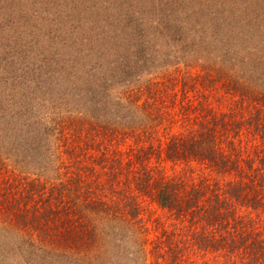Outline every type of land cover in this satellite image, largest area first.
<instances>
[{
	"label": "rangeland",
	"instance_id": "obj_1",
	"mask_svg": "<svg viewBox=\"0 0 264 264\" xmlns=\"http://www.w3.org/2000/svg\"><path fill=\"white\" fill-rule=\"evenodd\" d=\"M82 1L0 0V18L4 17V20L0 19V30L3 31V36L9 35L8 41L6 37L0 40V47L13 42L16 28H21L19 31L21 42L30 39L28 34L37 29L35 26H39L38 28L44 26V29L48 27L47 30L54 31L59 35L58 39L53 38L54 41L45 35H38L36 37L37 47L33 44L21 48L19 50L23 51L20 55L10 54L8 57H4L5 60L0 48V132L7 131V125L10 126L8 132L10 137L0 136V151L5 152V155L0 159V192H3L9 181L14 180L15 182L20 174H27L25 178L27 180L35 178L43 180V183L55 184L66 181L68 174L73 171L75 175L82 173L90 187L100 188L107 194L114 192V199L119 200L122 197L120 194L128 193L129 197L134 198L140 207L141 223H136L133 226L135 231L131 229L129 233H123L115 230L116 232L105 235L106 241L103 244L107 250L105 257L102 256L100 261L90 260L87 264H264V260L252 257L253 246L248 244L255 237L264 240V164L262 165L260 162V157L264 154V128L261 126L257 129L255 123H248L246 118L250 116V110L243 108L238 102L240 92L231 93L225 84L226 79L216 76L213 66L216 62L205 59L210 60L211 58L206 57L203 40L197 41V45L199 43L201 46L198 48L186 43V34L189 33V31H185L187 25L186 29L184 25L181 28L183 36L180 40H177V35L175 37L176 32L170 31V27H166L172 12L178 17L185 14V8L182 7L183 0L176 3L177 8L174 11L171 10L172 12L166 10L169 9L168 5L163 4L170 0H131L138 13L137 15L134 12L132 15H136L137 20L142 19L138 31H144L145 35L136 39L139 43L147 42L142 47L145 52L141 56L138 55V64L134 67L133 74L123 73L118 80V88H110L119 90V95L123 98V101L119 99L122 101L119 103L121 107L118 106L115 99L118 93H97L100 99L102 97L106 99L107 110L105 109V111L114 113V115H105L104 119L107 117L109 119L111 115L113 123L133 121L137 124V121L140 122L142 117L148 115L152 119L148 120V126L144 125V127L141 124L135 133H129V136L127 134L126 139L121 130L108 133L106 141L105 136L101 135L103 141L95 147L92 142H90L91 144L84 143V140L80 141V139L78 142L66 119L65 129L58 134V138H55L57 131H54L47 140L40 142L39 145H33L31 139L25 133L20 132L19 126L16 125L18 128L12 130L14 125L9 124L7 119L3 120L6 113L3 104L9 103V101L15 102L19 100L20 96L24 97L29 94L9 93V90L5 93L6 90L2 89V79L5 76L11 79L15 73L19 76V73L22 72L30 77L23 86L24 91L30 84H34L32 88L38 89L31 98L37 103L33 106L35 108L33 110L37 113L38 111L43 112L44 117H48L49 109L47 110V107L51 108L52 105L60 103H65L64 106L69 108L67 105L69 95L74 98L77 94L70 93L73 88L65 90L70 82L65 81L62 88H60V84H52L51 80L40 82L37 80V75L30 72L26 65L37 61L35 59L38 58L36 54L38 47L46 54L54 50L58 55L61 51L56 45H60L59 41L65 30L71 29L73 18L80 20V25L85 27L86 32L88 29L94 28L93 35L98 31L97 24L92 22L90 25L89 20H100L95 11V4L97 7L99 4L96 0ZM131 1H128L123 6L124 8L119 6L112 8L108 5L109 10L104 12L101 10L105 8L99 7L102 8L99 10L100 14L103 16L102 18H106V15L115 13L116 21L125 23L126 20L121 18V14L127 8L133 12L129 6ZM194 3L189 0L188 7ZM82 4L85 5L83 12ZM91 6L93 8H90ZM44 7L52 9V11L55 9L52 25L40 23L38 12L42 15ZM65 13L66 18H63ZM69 14L74 17L71 19ZM147 18L150 19L147 20ZM59 20L60 23H58ZM11 22L14 24V29ZM65 22L68 24H64ZM187 22L191 24L188 19ZM21 36L24 37L22 40ZM224 41L225 43L222 45L217 44L218 41L213 38L209 39L210 51L214 53L217 51V47L222 53L232 51L228 44L230 41L228 39ZM130 43L128 38L123 37L116 45L120 47L122 53L127 47L132 46ZM137 49L140 51L139 47ZM199 49L201 50L199 51ZM4 62H12L11 76L9 70L7 68L5 70L2 66ZM50 64L42 67L40 73L44 74L45 69L50 71ZM207 71L213 74L212 77L214 76L211 83L204 77ZM46 75L49 73L47 72ZM147 87L152 90L149 91ZM110 91L115 92L114 90ZM154 93L162 98L158 103L161 112H163L160 117L154 118V112H149L150 115L146 114L145 108L130 107L133 103L131 101L143 105L144 102L152 99ZM60 106L62 107V105ZM205 106L208 109L212 107V112L217 113V116L221 112H233L229 116L227 128L220 127L217 132V139L222 142L226 152L229 150L228 153L232 152L228 142L229 140L234 141L233 145L240 155V171L231 169L227 173H221L209 161L198 157L175 160L167 158V143L172 136L187 134L193 128L196 131L204 124L205 114L209 113ZM66 108L62 109V115H67ZM263 123L264 119L261 124ZM88 130V126H86L83 133L85 134ZM13 132L15 133L13 134ZM136 135L141 136L140 142L135 138ZM137 142L140 143V146H144L141 150L137 149ZM150 146H152L150 149L152 154L147 165L152 172L153 179L165 177L179 182L185 191L197 190L199 202L195 206L196 209L191 208L196 210L193 215L189 212L187 215H180L175 210L161 207L155 197V188L142 190L136 184L141 167L140 160L134 155L137 150H149ZM107 147L109 151L102 152ZM133 148L134 150H132ZM116 150H118V154ZM17 152L20 153L16 155ZM234 156L235 154L232 157L234 158ZM130 157L133 162L128 163ZM119 159L122 160L120 166ZM118 167L123 168V171L118 173V178L115 176L114 178L113 171L119 169ZM130 167L133 170H130L132 169ZM13 170L16 171V174L13 173ZM16 175L18 176L16 177ZM242 177L247 182L246 191H248L243 201L230 197L226 192L229 182H237ZM7 178H9L8 182H6ZM218 193L221 195L219 200L223 203H216ZM109 201L113 202V200ZM206 217L212 220L209 221ZM1 218L6 220L3 216ZM15 230L9 231L7 234L4 232V235L0 233L3 241L0 247L11 251L12 257H15L16 250L20 249L17 246L22 245L28 239L27 234L23 231H17V228ZM106 231L104 233H107ZM222 234H228L235 241L233 250L220 248L211 242V238H220ZM20 251L22 250L20 249ZM175 253L176 256L173 255ZM18 258H20L19 264H33V258L27 252L21 253Z\"/></svg>",
	"mask_w": 264,
	"mask_h": 264
},
{
	"label": "trees",
	"instance_id": "obj_2",
	"mask_svg": "<svg viewBox=\"0 0 264 264\" xmlns=\"http://www.w3.org/2000/svg\"><path fill=\"white\" fill-rule=\"evenodd\" d=\"M128 1L131 0H96L99 7L105 9L101 10L102 8L97 7L95 4L96 15L100 17V20H89L90 25L95 22L96 27H99L93 35L94 28L92 30L88 29L86 32L85 27L80 25V20L74 19V16L69 14L70 18H73L72 27L70 30H65L59 41L60 45H56L61 52L57 55L53 50L50 52L51 54H46L44 50L41 51V48L38 47L36 53L38 58L35 59L37 61H32L33 63L26 65L30 72L37 75V80L40 82L51 80L52 84H60V88L64 86L65 81L70 82L65 90L73 88L70 93L77 94L74 98L69 95L67 104L69 108L64 106L65 103L54 104L51 108L47 107V110L49 109L48 117H44L43 112L38 111L37 113L34 111L33 106L37 103L32 101L31 98H33L32 94L36 93L38 89L36 87L32 88L34 84H30L28 89L24 91L23 86L30 77L22 72L19 73V76L16 73L11 76L10 67L12 62L3 63L2 66L5 70H9L11 76V79L5 76L1 81L3 83L2 89L6 90L5 93L8 90L9 93H29L24 97L20 96L19 100L15 102L9 101V103L3 104L5 106L3 109L6 112L3 120L7 119L9 124L14 125L12 130L17 129V126H19L20 132L25 133L31 139L33 145H39L40 142L47 140L54 131H57L55 138H58V134L65 129L64 122L67 119L68 126L71 127L70 130L73 132L74 138L78 139V142L79 139L80 141L84 140V143L92 142L96 147L97 144L103 141L101 135L105 136L106 141L108 133L121 130L124 132L126 139L127 134L129 136V133H135L141 124L146 126L148 120H152L148 115L142 117L140 122L137 121V124L133 121L130 123L127 121L124 123H121V121L120 124L119 122L113 123L111 115L109 119L108 117L104 119L105 115H114V113L113 111H108L109 113L105 111L107 108L106 99L103 97L100 99L97 94L105 92L118 93L115 99L118 106L121 107L119 103H122L123 98L120 97L119 90L110 88H118V80L123 73L133 74L132 71L138 64V55L141 56L145 52L142 47L147 42L143 43L141 41L139 43L136 39L145 34L144 31H138L142 19L137 20L136 15H132L134 12L137 13L132 1L129 6L133 12H130L127 8L121 14V18L126 20L125 23H118L115 19V13L106 15V18H102L103 16L100 14L99 10L108 11L109 6L124 8L123 6ZM170 1L163 2V4L169 7L166 10L174 11L179 0ZM192 1L195 2L194 5L188 7L189 0H183L182 7L185 8L183 16L178 17L171 11L172 14L168 18L169 24H166V27L168 26L170 31L176 32L175 37L177 35V40H180L183 36L181 28L184 25L186 29L187 25L185 31H189V33L186 34V43L198 48H201V46L199 43L197 45V41L203 40V50L207 54L206 57L211 58L210 60L205 59L207 61L214 60L217 63V65L216 63L213 65L216 76L226 79L225 84L231 93L240 92V99L237 101L243 108L250 110V116L246 118L248 123H255L257 129L261 126L264 128V123L261 124L262 119H264V0ZM90 8H93V6ZM43 9L44 13L42 15L38 12L40 23L44 22L45 25H52L55 9L53 11L47 7ZM83 11H85V5H83ZM63 18H66V13ZM0 19L4 20V17ZM149 19L147 18V20ZM187 19L191 24L187 22ZM58 23H60V20ZM64 24H68V22ZM11 26H14L12 22ZM38 27L35 26L37 29L29 32L30 39H26L24 42L20 41L19 31L21 28H16L13 42L10 45L0 47L3 53L2 57H8L10 54L20 55L23 50L20 51L19 49L33 44L37 47L36 37L41 36V34L49 37L51 41L58 39L59 35L54 31L47 30L48 27L45 29L44 26ZM0 35V40H3V37H6L7 41L9 40V35L3 36L1 30ZM123 37L128 38L132 46L127 47L121 53L120 47L116 44ZM23 38L21 36V40ZM212 38L218 41L217 44L222 45L225 43L224 40L228 39L230 42H227L232 51L222 53L217 49L218 47H215L217 51L213 53L210 51L208 42ZM138 47L140 51H138ZM28 61L30 60L28 59ZM48 64H50V71L45 69L44 74L40 73L41 68ZM47 72L49 75H46ZM211 75L213 74L209 71L204 74V77L210 83L214 78ZM152 96V99L147 100L143 105L131 101L133 103L130 107L145 108L144 112L146 114L154 112V118L160 117L163 112H161L158 103L162 98L158 94ZM119 99H122V101H119ZM38 106L40 107V103ZM63 108L67 109V115H62ZM205 108L209 113L205 114V121L201 128L196 131L193 128L187 134L171 137L167 143V158L175 160L177 158L198 157L209 161L221 173H227L231 169L239 170L240 155L233 145L234 141L229 140L228 142L232 152H236L233 158L234 154L232 152L228 153L229 150L226 152L222 142L217 139V132L220 127L227 128L229 116L233 112H221L217 116V113L212 112V107L208 109L205 106ZM86 126L89 130L84 134ZM9 127L7 125V131L0 132L1 137H10ZM135 138L139 142L141 141V136L136 135ZM152 146L147 151H139L144 146H140L138 142L136 143L139 150L134 156L140 160L141 167V172L136 178V184L142 190L155 188V197L161 207L175 210L180 215H187L188 212L193 215L196 211L194 210L196 209L195 206L199 202L197 200V190L185 191L179 182L165 177L153 179L152 172L147 165L152 154L150 150ZM105 151H109V148L107 147L102 152ZM116 151L118 154V150ZM4 153L0 151V159L5 155ZM19 153L17 152L16 155ZM128 160V163L133 162L132 157ZM260 162L262 165L264 164V154L260 157ZM121 163L122 160L119 159V166ZM118 168L113 171V177L118 178V173L123 171V168ZM130 170H133V168ZM13 173L16 174V171L13 170ZM68 175L66 181L55 184L43 183V180L35 178L27 180L25 179L27 174H20L15 182L14 180L10 182L9 178L6 179V182H9L3 192H0V233L4 235V232L7 234L17 228V231H23L27 234L28 239L22 245L17 246L22 251L20 249L16 250L15 257L11 256L13 254L11 251H6L0 247V264H19L20 258L18 256L26 252L33 258V264H87L90 260L100 261L107 252L106 248L103 247L106 241L105 235L116 231L129 233L131 229L135 231L133 226L136 223H141L140 207L134 198L129 197L128 193L120 194L122 197L119 200L114 199V192L107 194L100 188L90 187L82 173L75 175L72 171ZM246 184L244 177L237 182H229L226 192L230 197L243 201L246 198V193H248ZM219 196L221 195L218 193L216 195V198H218L216 203L218 204L223 203L219 200ZM109 200H113V202ZM2 216L7 221H4L1 218ZM206 219L212 220L208 217ZM111 227L112 229H110ZM105 231L107 233H104ZM228 234H222L220 238H211V242L217 244L220 248L233 250L235 241ZM2 243V237H0V246ZM248 244L253 246V249H251L252 257L264 260V240L255 237ZM173 255L176 256L177 254Z\"/></svg>",
	"mask_w": 264,
	"mask_h": 264
}]
</instances>
